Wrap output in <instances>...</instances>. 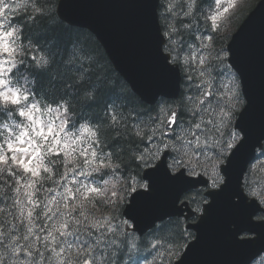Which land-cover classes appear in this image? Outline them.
<instances>
[{
	"label": "clouds",
	"instance_id": "obj_1",
	"mask_svg": "<svg viewBox=\"0 0 264 264\" xmlns=\"http://www.w3.org/2000/svg\"><path fill=\"white\" fill-rule=\"evenodd\" d=\"M164 2L165 11L172 13L175 23L177 17H192L198 0ZM53 11L38 7L36 0H0V200L9 201L7 207L0 204V264H117L121 251L125 252L122 264H138L135 256L129 258V254L138 252L139 235L132 234L127 248L114 240L112 244L116 247L105 250L99 242L88 239L91 235L88 224L98 230L97 223L89 220L86 224L81 219L83 212L73 215L93 194L101 199L107 197L105 202L118 213L126 195L134 189L116 171L122 168V162L111 153L100 154L93 148L99 146L104 131L122 126L113 110L120 108L118 97L124 89H118L117 96L110 100L109 120L101 124L90 116L76 115L77 104L95 103L102 87L99 82H88L87 70L72 73L74 83L82 86L75 101L69 97L50 101L47 90L39 88L34 73H47L53 68L56 54L51 44L56 41L44 45L26 33L27 29L38 28L42 19L49 26L54 25ZM189 27V24L180 25L182 29ZM177 30L172 28L173 32ZM159 56L165 58L161 52ZM227 56V50L220 49L217 59ZM76 58L81 62L94 59L81 51H77ZM107 87H115V81L109 79ZM233 110H238L236 105ZM220 116L224 120L234 118L232 111L221 112ZM121 118L127 116L122 114ZM133 133L143 135L139 126ZM241 140L244 138L236 133L233 141L218 146L221 157L227 158ZM160 151L151 156L133 152L131 157L144 167L159 160ZM85 154L87 159H83ZM58 165H63V169L59 170ZM179 166L177 162L175 167ZM105 170H110L115 179L106 177L99 187H93L89 178ZM225 184V177L217 171L210 187L221 189ZM139 187L148 189L146 183ZM196 211L203 215L205 209ZM112 219L111 214L106 215L105 224ZM123 223L131 228V221ZM107 230L116 231L112 225ZM118 235L123 236V231ZM97 247L101 248L100 252L96 251Z\"/></svg>",
	"mask_w": 264,
	"mask_h": 264
},
{
	"label": "water",
	"instance_id": "obj_2",
	"mask_svg": "<svg viewBox=\"0 0 264 264\" xmlns=\"http://www.w3.org/2000/svg\"><path fill=\"white\" fill-rule=\"evenodd\" d=\"M60 1L58 12L62 19L93 31L102 41L116 68L125 73L126 79L134 75L137 80H145L157 78L162 72H175L162 51L163 36L159 32L156 0ZM229 47L230 61L240 73L247 103L236 122V127L243 132L244 140L240 141L241 144L237 145L234 155L230 157L223 191L212 196L213 200L206 205V215L203 218L204 222H208L212 216L214 222L220 225L233 220L244 223L242 219L245 218L242 216H248V204L241 189V176L246 163L264 139V0L234 35ZM159 52L165 58H161ZM137 67L143 68L141 74L145 75L134 73L133 70ZM162 162L164 160L154 169L155 177L158 168L159 171L164 168ZM144 213L146 209L140 211L139 220L144 218L141 216ZM136 222L139 227V221ZM138 227L136 228L142 231ZM223 229L224 232L228 231L227 228ZM258 238L262 239V236L258 235ZM244 243L247 242L232 237L219 242L209 251L210 264H245L264 249V244L261 243L258 249L243 254ZM252 245L254 243H247L245 247L251 250ZM202 260L203 255L195 258L188 250L177 264H200Z\"/></svg>",
	"mask_w": 264,
	"mask_h": 264
},
{
	"label": "trees",
	"instance_id": "obj_3",
	"mask_svg": "<svg viewBox=\"0 0 264 264\" xmlns=\"http://www.w3.org/2000/svg\"><path fill=\"white\" fill-rule=\"evenodd\" d=\"M57 2L58 0H36L38 7L54 10L53 15L56 23L52 26H49L47 20L42 19L38 28L27 29L26 33V35L34 36L38 43H42L44 45L51 44L53 39L56 41L54 44H51V48L56 54V62L53 65V68L47 73H34L37 77L39 88L46 89L47 95L56 93L59 97H69L75 101L77 100L82 86H78L74 83V76L72 73H82L87 70L86 75L88 77V82H99L101 83L102 87L98 93V99L95 103L87 104L86 106L77 104L76 114H99V116L102 118L109 117L107 114V108L110 100L117 96L118 89H124V92L118 97L121 102L120 108L113 110L115 111L116 116L120 119V124L122 126L108 128L103 133L107 141L115 145L114 151L122 162V168L120 170L117 169L119 171L118 173H123L126 175L124 180L130 186L132 177H140L141 175V166L135 161V159L131 157V153L134 152L137 155L142 154L145 149L144 141L146 140L145 137L136 136L133 133V129L135 127L139 126L140 130L143 127L139 121L135 120V118L138 112L141 113L143 109L148 107L146 104L141 102L135 94L130 92L127 84L116 72L108 57L106 56L102 46L96 40L94 35L86 29L71 26L58 17L56 12ZM202 2L203 0H198L196 7H203L204 4H202ZM254 2L255 0H246L243 3L245 5L242 7L241 12L246 11L248 6L250 4L252 6ZM192 17L198 20L200 15L195 13ZM200 20L195 22L194 26H198ZM181 22L182 20L178 17V29H180V25H182ZM229 27H232V24H230ZM37 32H39V35H36ZM191 35L193 34L190 33V36ZM225 42L226 40H221L222 45H218L216 44V40H213L206 48L203 64L208 76L206 79L200 74L197 75L196 72H192L191 74V77L197 81V84L208 83L218 94L223 93L224 90L222 81L226 75H229L225 59H217L219 50L224 49ZM77 51L91 54L94 59L90 62H81L78 58H76ZM67 61L72 62L67 63ZM109 79L115 81V87H107V81ZM233 94L236 99L235 105L237 106V109H239L242 104L241 100L243 102L242 96L240 92L237 95V92L234 91ZM220 98L226 103V93H224ZM94 104L95 106L91 108ZM189 108L190 107L188 104L180 107V122L183 126L195 127L196 125H200L202 120H208V112L204 114L202 119H200L198 116L199 112L193 108H191L192 111H189ZM237 112L238 110L232 109V115H234V117L236 116ZM122 114L127 116V118H121ZM204 127L208 128L211 133H213L216 129L213 124H207ZM229 130L230 134L229 136H225L222 141L223 144L233 141L234 135L238 133L233 129ZM173 143L178 147V149H180L179 151L175 150V154L173 155L177 156L176 153L183 155L185 150L178 146L175 141H173ZM117 149L120 150L119 153H117ZM223 158L224 157H221L219 153H216L215 160L222 161ZM110 176H112V173ZM112 178L115 179V176H112ZM262 183L263 181L261 184ZM203 198V195L198 198V205H202L203 201L205 200V198ZM89 202V200L87 202H83V207L78 208V210L80 209L84 213V216H82L81 219L94 221L95 216H93L94 214L91 212V209L92 211L95 210L97 212L102 207V205L103 207H108V209L112 207L110 203L103 204V202H93L90 208H85L87 205H89ZM8 203L9 201L0 200V204L4 205L5 207H7ZM76 213H78V211ZM119 220H121V217ZM102 225L104 224L102 223ZM162 225V228L152 230L146 236L140 237V240L136 242L138 252L129 254V257L133 255L139 261L147 260V264H172L174 259L180 254L181 248L186 243L184 231L181 227V224L177 220H170L163 223ZM100 228L104 231H108L107 225H104ZM115 229V232H110L111 237L107 241L105 250L109 246L112 248L116 247L114 244H112V241L114 240H118L125 246V248L128 247L129 242L132 240L133 233L130 234L125 232L122 221L118 223ZM121 231L124 233L123 236L118 235V233ZM72 239H75V237ZM124 256L125 252L121 251L117 260V264H122Z\"/></svg>",
	"mask_w": 264,
	"mask_h": 264
},
{
	"label": "snow or ice",
	"instance_id": "obj_4",
	"mask_svg": "<svg viewBox=\"0 0 264 264\" xmlns=\"http://www.w3.org/2000/svg\"><path fill=\"white\" fill-rule=\"evenodd\" d=\"M174 122H175V116L173 115V116L171 117L170 123H174ZM196 127L199 129L200 125H196ZM174 139H175V142H178V143L181 145V147L184 146L185 141H184L183 137H176V138H174ZM193 139L195 140V134H193ZM241 142H242V141H241ZM241 142H240V144H241ZM161 144L163 145V147H164L165 149H168V150H172V149L174 148V143H166V142H164V141H161ZM240 144H239V145H240ZM187 146H188V147H192V141H188ZM205 146H206V145H205ZM261 147H264V145H261ZM236 149H237V147L235 148V150H236ZM157 150H159V146L157 147ZM179 150H180V149H177V151H179ZM196 150H197V151H203V148L200 146V143H199L198 140L196 141ZM235 150L233 151L232 156L234 155ZM168 154H170V151H169ZM230 163H231V159H230L229 162H228V166L230 165ZM166 170H167V169H166ZM183 176H184V174L181 173V178H182ZM172 177H176V176H172ZM92 190L95 191V189H92Z\"/></svg>",
	"mask_w": 264,
	"mask_h": 264
}]
</instances>
